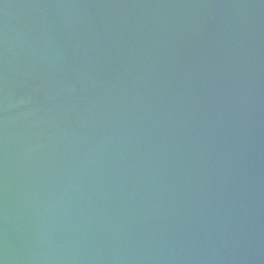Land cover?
<instances>
[{"label": "water", "instance_id": "95a60500", "mask_svg": "<svg viewBox=\"0 0 264 264\" xmlns=\"http://www.w3.org/2000/svg\"><path fill=\"white\" fill-rule=\"evenodd\" d=\"M0 264H264V0H0Z\"/></svg>", "mask_w": 264, "mask_h": 264}]
</instances>
